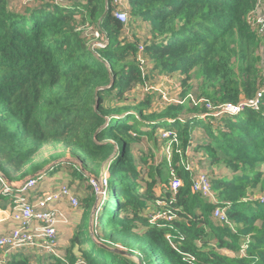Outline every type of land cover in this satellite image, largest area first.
I'll list each match as a JSON object with an SVG mask.
<instances>
[{
    "label": "trees",
    "instance_id": "1",
    "mask_svg": "<svg viewBox=\"0 0 264 264\" xmlns=\"http://www.w3.org/2000/svg\"><path fill=\"white\" fill-rule=\"evenodd\" d=\"M27 1L21 10L20 2L0 0V201L49 163H55L51 172L62 164V156L33 160L43 144L53 142L80 154L94 175L103 161L109 172L107 199L94 216L93 199L86 203L87 222L71 240L72 250L75 244L88 246L78 255L70 249V262L80 257L86 264H264V194L256 193L264 190V93L258 109L245 106L218 116L206 104L188 111L170 104L159 116L142 113L143 103L134 111L106 104L144 82L140 53L153 64L151 75L197 70L208 80L202 93L214 103L252 97L264 83L257 64L263 39L248 21L259 0ZM134 21L146 27L143 42L134 34L133 41L123 40ZM78 22L94 31L77 29ZM96 32L104 44L93 51L88 41ZM143 122L145 132L137 128ZM160 127L171 131L159 143L171 141L170 158L154 163L152 150L140 157L150 162L144 169L134 160V135L153 138ZM196 127L203 135L191 150L232 172L211 181L217 203L193 190L196 175L185 164ZM172 169L181 180L175 192ZM5 185L11 190L4 192ZM150 204L152 212L163 209L172 217L149 225ZM216 205L225 209L226 221L212 215ZM90 218L98 238L126 249L92 240ZM136 222L146 226L142 233L135 231ZM59 258L31 262L16 252L3 264H61Z\"/></svg>",
    "mask_w": 264,
    "mask_h": 264
},
{
    "label": "rangeland",
    "instance_id": "2",
    "mask_svg": "<svg viewBox=\"0 0 264 264\" xmlns=\"http://www.w3.org/2000/svg\"><path fill=\"white\" fill-rule=\"evenodd\" d=\"M12 2H20L23 6L20 7L21 10L24 9L25 5L28 3L27 0H11ZM81 0H75V2H80ZM55 2H61L59 0H56ZM123 7V3H122ZM10 9L14 10L12 6L9 7ZM264 11V0H259L258 6L255 10H253L249 15V22L252 25V28H254L255 31H259V27L256 26V17L257 14ZM140 24L138 21H134L133 30L125 29L123 30L122 34L123 36H127V39H123L125 41H133L134 36L135 38H143L140 42H143V40L146 38V27L142 25L141 27L136 25ZM86 31H90L91 33L93 30V25L88 26L86 23H80L78 22L77 29ZM262 33V39H263V47L259 50V54L261 55L262 60L258 62V68L261 70L262 76H264V32ZM105 34V33H104ZM92 35V34H91ZM99 32H96L93 36L90 37L91 43L88 44V47L93 50H96V46H103V40L100 38ZM125 38V37H124ZM148 40V39H147ZM141 44V43H140ZM138 64L141 66V72H142V78H144V82H140L136 86H134L131 90L124 93L123 97L118 100L110 101L108 100L106 104L111 105L112 107L121 108L125 107L129 110L134 111L135 108L140 103H143L141 106L142 113L146 115H156L159 116L164 110L165 107L170 104H178V105H184V111H188L189 108H197L199 106H203V104H208L209 108H217V110H220L224 107L225 104L222 102L220 103H214L210 98H208L206 95L202 93V87L204 84H208V80L206 78L202 79V75L199 74V72L195 69L190 70L187 74H180L177 72H168V73H162L158 74L156 71L154 75H151L149 72L153 66V64L149 61L147 57H144L141 53L137 56ZM148 70V71H146ZM146 73H148L149 77H146ZM218 79V78H217ZM263 82V81H262ZM262 84V83H261ZM208 88L210 87V82L208 85ZM213 91V90H212ZM211 105H215L216 107H212ZM215 111V109H213ZM187 113V112H186ZM207 113V112H204ZM140 120V119H139ZM138 130L145 132L147 130V127L145 123L138 125ZM200 127L195 128V133L193 134V142L191 144V147L186 152V162L189 170L194 175L199 174H207L210 176L211 181L214 180H220L221 178H229L232 176V172H230L227 168L224 166H218V165H210L209 161L206 159L205 155L201 152H195L191 149L193 146L197 145V140L201 138L203 135V131L199 129ZM164 128H158L153 133V138H149L146 135L140 136L139 134L134 135L135 137H138V141L133 143L132 145V153L134 154V160L136 165L138 166H144V169L147 168L149 165L148 163H142L140 160V157L144 154H149L152 150L154 151V163H159L163 159H169L171 155L172 150V143H169L168 141H163V145H160L161 136L164 135ZM168 134V133H167ZM113 143V142H112ZM160 145V146H159ZM114 150L117 152V143L113 144ZM141 149V152L138 150ZM62 156L57 163H66L64 164V169H62L61 173L66 174L65 179L66 182H61V179L59 177H54L53 173L49 171L51 166L55 163H49L47 166H45L40 172H45V177L49 178L47 181L56 180L57 181V192L62 188L61 185L64 186H70L72 190L76 192L75 196L78 200V203L76 205H73L71 202H69V208H70V215L66 218L69 222L71 220L70 225L68 227L71 229L73 234L77 231L78 227L81 224H84V221L87 222L86 218L83 217V210L86 206V203L90 201V199H93V207L91 210V215H95L100 210L102 204L108 197L109 192V184H108V178H109V172L106 169V161L102 162V165L100 167L99 173L97 175H94L90 171L91 164L87 160H83L80 154L71 153L70 150L62 146L61 144H56L53 142H47L42 145L39 151H37L33 157L34 162H46L48 160L54 159L55 157ZM65 158V159H62ZM150 158V157H149ZM68 159V160H66ZM81 171L84 173L81 175H77L76 172ZM43 174V173H42ZM195 178V177H194ZM197 180V179H196ZM41 181V180H40ZM38 182L37 184H26L27 186H31L24 194V199L27 202H31L34 206L36 201L41 200V198L37 195H39L38 192L42 190L40 187H36L37 185L44 186L43 182ZM61 183V184H60ZM20 183H16L15 185H19ZM212 185V184H211ZM144 187V184L142 185ZM25 188V190H27ZM37 188V190H36ZM43 188V187H42ZM55 188H49L45 190L46 193L52 192ZM38 193V194H37ZM213 193L217 196V191L214 190ZM257 194H264V190L256 191ZM205 200H207L208 196H205L201 193H199ZM57 199L52 200L46 205V208L51 210L53 207H55V201ZM216 200V199H215ZM11 202V200L6 201ZM216 202H218L216 200ZM13 204V202H11ZM163 206V205H162ZM153 205L150 204L147 213L145 215L148 217V224H155L157 220L156 213L153 209ZM10 210L12 209L11 206H9ZM56 208V207H55ZM58 211L59 209L56 208L55 216H56V222L58 220ZM163 212H167L166 210H160V215L163 216ZM226 214V213H225ZM92 216V217H93ZM89 227L91 230V237L92 240H95L97 243L102 245L103 247H110V248H116V250L123 251L126 248L123 247V245L120 242L112 243L109 240H101L94 234L93 231V218H90L88 220ZM138 225V229L135 231H138L139 233H142L144 231L145 225L141 224L140 222H136ZM39 225L38 222L33 221L31 226L28 228V231L32 234L35 230V226ZM142 231V232H140ZM88 246V244L85 245H78L75 244L74 247H77V253H79V248L85 249ZM26 251V250H25ZM29 254V258L31 259V262L36 259L35 254H41L39 252L34 251L33 249L29 250L27 252ZM46 258V257H45ZM53 258V257H52ZM134 260H137V257H133ZM67 259V258H66ZM68 260V259H67ZM70 262V260H68ZM79 264H83L82 261H78Z\"/></svg>",
    "mask_w": 264,
    "mask_h": 264
},
{
    "label": "built area",
    "instance_id": "3",
    "mask_svg": "<svg viewBox=\"0 0 264 264\" xmlns=\"http://www.w3.org/2000/svg\"><path fill=\"white\" fill-rule=\"evenodd\" d=\"M116 16L121 21H126L127 16L124 12H117ZM256 26L259 27L260 32H264V11L257 14L256 17ZM259 32V33H260ZM262 34V33H261ZM264 93V83L261 84L260 88L256 91V93L248 98L243 99L237 104L233 103H223L225 104L223 108L217 110V108H209L208 104H206L207 108H209L210 112L214 116H218L222 113L236 114L241 111L245 106L252 107V109H258L260 106V102ZM212 107H216L215 105H211ZM215 109V111L213 110ZM163 138H171V131H163ZM168 133V134H167ZM171 143V141H168ZM187 166V164H186ZM188 168V166H187ZM171 181L170 188L172 192H175L177 188L181 184V180L172 169L170 171ZM37 177H31L25 182L16 186L19 194H15L12 199V208L17 212L14 214V217L18 220L17 227L5 235H0V264L10 256L12 253L16 252H24L25 250L33 249L37 250L41 254L40 257H53L58 256L56 254V229L54 226L55 223V210L47 209L46 205L54 199H58L60 197H65L71 202L73 205L78 203V200L74 194L70 192V188L68 186H62V188L57 192L54 190L52 192L46 193L43 192L41 195H37L41 198V200L36 201L35 206L31 202H27L24 199V194L28 192L29 188L32 186H27L26 184H36ZM197 179V180H196ZM25 188L27 190H25ZM11 190L7 185H5L4 192ZM193 190L208 196L207 199H212L213 190L211 185V180L207 174H199L196 175L193 181ZM155 214V213H154ZM161 213L156 214L157 218L165 217L170 219L172 216L169 215L168 212H163V216H159ZM214 217L218 218L220 221H226L225 210L222 207H216L212 214ZM36 221L39 223L35 227L37 232H33L32 234L28 231V228L31 226L32 222ZM39 256V254H36ZM59 257V256H58ZM61 258V257H60ZM82 261L83 264H86L82 258L77 257L75 261L69 262L66 258H61L62 264H79L78 261Z\"/></svg>",
    "mask_w": 264,
    "mask_h": 264
},
{
    "label": "crops",
    "instance_id": "4",
    "mask_svg": "<svg viewBox=\"0 0 264 264\" xmlns=\"http://www.w3.org/2000/svg\"><path fill=\"white\" fill-rule=\"evenodd\" d=\"M59 159L60 158H58V160ZM62 159H65V158H62ZM66 160H68V159H66ZM62 164L59 167H57V169H55L52 173H53L55 178L59 177L61 179V182H66L67 181L65 179L66 174L61 173L62 169H64V164H66V163H62ZM45 176H46L45 173H43V176L37 180V183L40 180H41L40 182H43V184L45 183L44 186L37 185L36 187H40L42 189L41 190L42 192H44L45 190H47L49 188H55V189H53V191L57 190L56 189V188H58L57 181L56 180L47 181L49 178H46ZM61 186H64V185H61ZM69 188H70V186H69ZM36 190H37V188H36ZM70 192L74 195L76 194V192L74 190H72L71 188H70ZM15 194L16 195L19 194L18 190L14 194H10V195H8L7 198L0 201V235L8 234L12 230H14L18 225V220L14 217V214L17 212L13 208L10 210L9 206L12 207L11 202H8L7 204L5 203L6 201L11 200L12 196ZM54 204H55V207L57 209H59L58 220H57V222L55 221V223H54V226L56 229V234H57L56 249H55L56 252L55 253L58 254L60 257H66L65 255L72 248L71 247V240H72V237L74 235L73 232L71 231V229L68 227V225H70V223H71V220H69V222H68V220L66 218V215H67V217H69V215H70V213H69V211H70L69 201L65 197H60L55 201ZM55 207H53V210H55V212H56ZM55 220H56V216H55ZM34 232H37V231H34ZM73 248H74L73 250L71 249V253L73 255H78L77 247H73Z\"/></svg>",
    "mask_w": 264,
    "mask_h": 264
},
{
    "label": "clouds",
    "instance_id": "5",
    "mask_svg": "<svg viewBox=\"0 0 264 264\" xmlns=\"http://www.w3.org/2000/svg\"><path fill=\"white\" fill-rule=\"evenodd\" d=\"M260 13H261V12H260ZM248 18H249V17H248ZM248 21H249V20H248ZM250 25H251V24H250ZM251 27H252V25H251ZM252 29L254 30V28H252ZM254 31H255V30H254ZM255 32H257V31H255ZM257 33L261 35V33H259V32H257ZM261 38H262V35H261ZM53 165H54V164H53ZM51 167H52V166H51ZM51 167H50V168H51ZM43 170H44V169H43ZM43 170H42V171H43ZM48 170H49V169H48ZM48 170H47V171H48ZM47 171H45V172H47ZM45 172H40L38 175L33 176V177L40 178V177L43 176L42 173H45ZM230 177H231V176H230ZM230 177H229V178H230ZM209 178H210V176H209ZM20 184H21V183H20ZM211 184H212V183H211ZM15 186H17V185H15ZM68 187H69V186H68ZM41 192H42L41 190H40V192H38L39 195L41 194ZM44 192H45V191H44ZM38 193H37V194H38ZM213 194H214V193H213ZM7 197H8V196H7ZM7 197H6V198H7ZM13 197H14V195L12 196V199H13ZM12 199H11V202H12ZM215 199L217 200L216 195L214 194L213 197H212V199H207V200H208V201H211V202H215V203H217ZM261 199H263V197H262ZM216 207H222V206H220V205H216V206L213 208V210H212V214H213V211H214V209H215ZM222 208H223V207H222ZM224 210H225V209H224ZM225 213H226V212H225ZM219 221H220V220H219ZM222 222H224V221H222ZM30 250H31V249H30ZM28 251H29V250L24 251V252H21V253H22V254H27V255H29V254L27 253ZM10 255H11V254H10ZM35 255H36V254H35ZM58 256H59V255H58ZM8 257H9V256H8ZM36 257H37L36 259L41 258V259H46V260H47V259H49V260H53L55 256H53V258H52V257H46V258H45V257H40V256H37V255H36ZM59 257H60V256H59ZM61 258H66V257H61ZM61 258H59L60 261H61ZM3 263H4V262H3ZM61 264H62V262H61Z\"/></svg>",
    "mask_w": 264,
    "mask_h": 264
},
{
    "label": "water",
    "instance_id": "6",
    "mask_svg": "<svg viewBox=\"0 0 264 264\" xmlns=\"http://www.w3.org/2000/svg\"><path fill=\"white\" fill-rule=\"evenodd\" d=\"M45 170V169H44Z\"/></svg>",
    "mask_w": 264,
    "mask_h": 264
}]
</instances>
